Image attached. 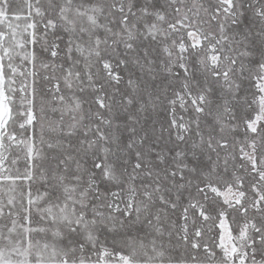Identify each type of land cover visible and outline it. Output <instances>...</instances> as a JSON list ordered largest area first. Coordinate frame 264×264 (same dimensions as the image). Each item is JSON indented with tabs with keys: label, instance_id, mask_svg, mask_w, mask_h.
Returning <instances> with one entry per match:
<instances>
[{
	"label": "snow or ice",
	"instance_id": "obj_1",
	"mask_svg": "<svg viewBox=\"0 0 264 264\" xmlns=\"http://www.w3.org/2000/svg\"><path fill=\"white\" fill-rule=\"evenodd\" d=\"M0 264H264V0H0Z\"/></svg>",
	"mask_w": 264,
	"mask_h": 264
}]
</instances>
